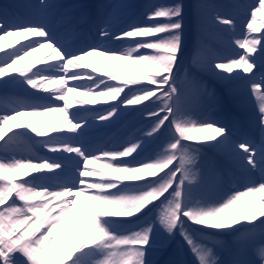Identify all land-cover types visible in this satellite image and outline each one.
Segmentation results:
<instances>
[{"label": "snow or ice", "instance_id": "6c2138e0", "mask_svg": "<svg viewBox=\"0 0 264 264\" xmlns=\"http://www.w3.org/2000/svg\"><path fill=\"white\" fill-rule=\"evenodd\" d=\"M36 7V21L0 20V84L31 90L23 99L0 104V264H156L147 258L156 236L172 238L177 233L196 264H255L246 258V252L256 228L264 229V139L259 144L234 141L227 126L208 117H195L194 106L214 99V93L194 76H186L184 84L178 85L184 4L150 6L144 13L150 23H131L119 31L111 30L113 19L106 14L98 36L102 41L126 43L123 50L103 43L74 48L52 25L56 5L38 0ZM248 15L247 34L234 40L243 51L232 57L217 56L212 67L227 74L239 70L237 76L252 74L251 91L264 136V35H254L264 29V20L258 21L264 16V0H256ZM64 17L70 28L73 18L67 13ZM213 21L228 30L236 28L231 17L216 14ZM258 22L261 27H256ZM13 35L21 39L5 45L3 41ZM41 49L50 51L17 67ZM93 56L131 62L142 71L129 79L101 69ZM85 60L90 63H83ZM195 63L206 68L200 58ZM254 69L261 72L259 81ZM74 93L89 99L77 100ZM145 102L156 107L149 108ZM96 104L101 107H89ZM144 109H149L147 117L152 123L142 135L113 149L93 150L82 142L92 123L111 124L124 111ZM82 112L93 113L91 120ZM46 113H62L63 121L56 127L45 123L37 128L33 122L15 126L22 131L6 130L17 117ZM165 131H170L171 137L161 149L137 160L148 140ZM32 133L43 138L44 148L63 154L64 159L14 155L18 141ZM201 145L237 158L246 172H259V182H249L244 189L212 203L194 198ZM64 160L74 162L71 171ZM93 161H103L111 171L89 167ZM81 197L89 202L93 217L79 233L66 234L68 219ZM97 205L106 206V210ZM189 222L213 230L212 235L236 238L231 246L227 240L197 242L185 229ZM257 251L260 264H264V243ZM220 252H228L229 258H222ZM166 264L183 262L170 260Z\"/></svg>", "mask_w": 264, "mask_h": 264}, {"label": "bare ground", "instance_id": "6f19581e", "mask_svg": "<svg viewBox=\"0 0 264 264\" xmlns=\"http://www.w3.org/2000/svg\"><path fill=\"white\" fill-rule=\"evenodd\" d=\"M157 1L158 0H148L146 2V4L144 3L143 8L144 9L149 8V6L152 3L157 5ZM225 7H227V6H225ZM227 8H230V7H227ZM199 10H200L199 11L200 15H205L206 11L203 8H201ZM230 11H231V13L234 12L233 10H230ZM237 19H238V17H236V28L234 30H228L227 26L220 25V26H222V30H225L226 33L230 35L229 38H227V37L225 38L224 44L226 46L224 47V49L237 51L239 48L236 45L233 48L230 46H232L234 44V40L236 38H242L245 36V33H244V35L241 36V29L239 26V22H237ZM213 24L215 27H220L219 25H217L214 22H213ZM242 27H243V25H242ZM262 30L264 31V29H262ZM0 34H2V33H0ZM19 39H21V38L19 36H16V35L9 36L6 40H4L6 42L5 45L14 44L15 41H17ZM16 46L19 47V45H16ZM41 55H42V49L37 51L36 53H34L31 57H29L28 59L23 61L20 65H17V67L27 66L28 62H30L32 59H38ZM214 56H215V58H217L218 55L215 54ZM219 57H221V56H219ZM199 58L206 63V68H201L200 66L197 65L198 69H200L201 72L205 73V75H208L209 77H212L218 83H221L222 81L225 80L224 81L225 83H222V85L224 87H227V85L228 86L233 85V82L235 81V77L237 76L236 75L237 70H234V72L232 74H227V73L222 72V70L214 69L212 67L211 59H208L204 55H201V57L199 56ZM137 66L141 67L140 65H137ZM126 67L127 66L123 63V61H119L117 63H110L109 66L104 65L105 70L114 72L115 74H118L121 76H124L126 74L125 73ZM233 74H235V76H233L232 78H229V76L233 75ZM251 83H252V79H251L250 83L248 82V84H249L248 86H250ZM5 86H8L7 88L9 90H7L6 95L8 97H10L11 101L16 99V95L13 94L11 91H19L20 90V92L24 93V94L29 93V92H27L28 90L31 91L30 89H27L25 86H20V85H16V84H8V85L0 84V88H2V87L4 88ZM10 88H12V89H10ZM22 88H24V89H22ZM222 109H223L222 105H220V107L216 109L217 111H216V113H214V115H218L221 113L223 115L224 112L222 111ZM195 117H197V116L195 115ZM37 119L35 116H32V115L20 116V117H17L16 119L10 121L9 124H11L13 126V128L15 129L16 125H23V124L35 122L36 127L40 128V120L38 119L39 120L38 121ZM42 121H43V123H49L50 127H56L57 125H59L63 121V114L62 113H46L44 115V118ZM15 130L22 131L23 129H15ZM148 157H149V155H146V153H142L141 156H139L137 158V160H143V159H146ZM131 159L132 158H130L129 160H131ZM234 165H236L235 161H234ZM106 169L107 168L104 167V172L106 171ZM205 177H206L205 174L199 175L200 184H201V182H204ZM215 185H217V184L215 183L214 185L210 186L211 187L210 188V195L208 198L206 196H203L201 198V196L199 194L200 192L199 193L195 192L194 187H193V195H194L193 197L197 198V199H203V200L210 202V203L217 201L218 199L222 198L224 193H226L227 191L224 190L222 187L217 188ZM196 195H198V196L195 197ZM97 206L106 210V206H103V205H97ZM92 217H93V209L90 207L89 202L86 201L84 199V197H81L80 202L77 204L76 208L74 209L73 213L70 215V217L68 219L67 225L65 227V233L66 234L67 233H75V232L77 233V232L82 231L83 228H85L88 225V223L91 221ZM118 219H132V218H118ZM185 229L187 231H189L188 227H186V226H185ZM207 231L210 233L200 232V235L203 234V236H201V237H208L211 239V241L219 238V237H217V235H212L213 230L208 229ZM261 233H264V229L257 227L255 230L254 239L251 241V243L247 249V252H246V258L249 259L250 261H254L255 264H260V257H259V252L257 251V249L259 248L261 243H264V237L261 236ZM235 238H236L235 236H228L227 241H229L230 246H231L232 242L235 240ZM196 240H197V242H206V239L205 240L196 239ZM209 245H211V244L209 243ZM221 253L223 254V252H221ZM222 254H220V255H222ZM224 254L226 255L225 252H224ZM224 254H223V256H224Z\"/></svg>", "mask_w": 264, "mask_h": 264}, {"label": "rangeland", "instance_id": "374dc122", "mask_svg": "<svg viewBox=\"0 0 264 264\" xmlns=\"http://www.w3.org/2000/svg\"><path fill=\"white\" fill-rule=\"evenodd\" d=\"M174 1H176V0H158V2L160 4H173L172 2H174ZM135 2H137V0H116L113 3L114 12L117 11L119 8L123 9V7H126V6H127V10L130 12V7L131 6H135V4H137ZM129 3H131L132 5H130ZM177 3H183L184 6H185V17H184V25L185 26H184V29H183L184 44H183L181 59L178 62V69L180 70V68L182 67L183 61L185 60L186 57L188 58L187 55H189V57H190L189 53H191V52L192 53H196V42L197 41L195 40L194 42H191L189 44V48H187V45H188L187 39L189 40V36H191V33H193V31H191V26H194V22H196L195 26H197L198 22L200 21V19L198 18V14H197L198 13V11H197L198 4H196V3H200V2H198V0H177ZM251 3H252L251 5H253V2H251ZM147 10H148V8L145 9L142 12L141 17L139 18V20L137 22L150 23L149 21L144 19V13ZM127 15H128V12L125 13L124 15H122L121 17L119 16V18H114L113 19V24L118 26V25H121L123 23L125 24L126 22H129L128 19H126ZM260 18H262V17H259V19ZM262 20H264V18H262ZM194 36H195V34L192 35V38ZM200 43H201V46H202L203 42H200ZM220 45H222L221 42H220ZM127 47H128V45L125 44L123 46V48H121V50H123V49H125ZM192 55L194 56V54H192ZM132 65H133V68L128 71L127 76H125L126 78L135 79V78H137L136 72L142 70V67H138V66H136V64H132ZM133 70H136V71H133ZM241 75H243V74H241ZM233 76H235V74L230 75L229 77L232 78ZM178 85H180V84H178ZM205 85H207V84H205ZM208 87L211 88V86H208ZM213 88H215V86H213ZM245 91L246 90L244 88L240 87V86H237L235 89H232L229 92L231 94V101L233 102L232 104L235 107H237V108L239 107V108L243 109L246 112L251 124L254 125V128L262 136L260 128L258 127V104L255 101V96H254V94L252 92L251 93H247ZM145 103L149 104V108H154L150 102H145ZM148 110L149 109H144L143 111H145V113H147ZM127 111H129V110H127ZM137 117H139V116L136 115V118ZM151 123H152L151 120L146 122V126H148V125L150 126ZM262 138L264 139V136H262ZM160 140H157V143H159ZM150 142H153V141L148 140L147 143H150ZM207 148L211 149V150H214V148H210V147H207ZM219 151L222 152L221 150H219ZM223 153H225V152H223ZM199 156L202 157V158H205V156L203 154H201V152H200ZM209 156L212 157V153H210ZM196 166L197 167L200 166L201 169L204 168V164H201L198 161L196 163ZM202 193H203V195H206L208 193V191L207 192L206 191L205 192L202 191ZM190 232H192V234H194L192 229L190 230ZM165 241L172 243L171 238H167ZM156 247L159 248V249L161 248V251H164L165 253L168 252V250H165V249H168V248L171 249L170 251H172V252L169 251L167 253L168 255L165 254V256H164V253H160V250H158L156 248H153L151 255L149 257H147V258L151 259L153 261H157L158 260L157 261V262H159L158 264H166V262H168L170 260L181 261V262H183V264H192L191 262H189V259H186V257H185V256H188V255H185L182 252H179V251L182 250V246L180 244L173 245V246H169V245L167 246L166 243L162 242L161 244H157ZM185 248L190 249L188 245H185Z\"/></svg>", "mask_w": 264, "mask_h": 264}]
</instances>
